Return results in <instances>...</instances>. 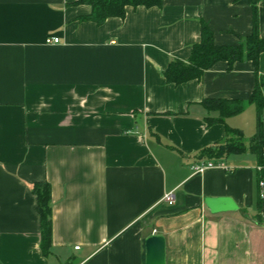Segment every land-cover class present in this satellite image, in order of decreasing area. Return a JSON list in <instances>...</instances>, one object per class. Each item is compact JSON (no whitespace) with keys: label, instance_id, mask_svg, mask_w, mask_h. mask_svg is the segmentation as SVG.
Masks as SVG:
<instances>
[{"label":"crops","instance_id":"1","mask_svg":"<svg viewBox=\"0 0 264 264\" xmlns=\"http://www.w3.org/2000/svg\"><path fill=\"white\" fill-rule=\"evenodd\" d=\"M75 2L0 0V264H144L150 234L165 238L166 264H264L261 152L249 149L257 111L247 103L264 90V53L257 70L242 60L177 86L163 76L187 61L202 21L216 46L239 45L251 0H164L100 25ZM257 32L264 39V0ZM204 100L246 105L208 124L219 113ZM226 127L242 132L243 151L201 157L225 142ZM199 160L230 171L194 174ZM40 182L51 189L46 256L32 192ZM207 197L237 210L211 214Z\"/></svg>","mask_w":264,"mask_h":264},{"label":"trees","instance_id":"2","mask_svg":"<svg viewBox=\"0 0 264 264\" xmlns=\"http://www.w3.org/2000/svg\"><path fill=\"white\" fill-rule=\"evenodd\" d=\"M164 0H76L75 4H86L91 7L88 20L102 24L111 17L124 18L126 7H161ZM259 0H251L252 30L251 34L236 46H216L213 42V33L206 23L201 22L200 40L192 46L191 54L186 62L180 60L171 61L163 72L166 83L180 85L192 80L199 81L205 71L209 70L218 62H225L230 68L235 62L242 60L250 61L255 70L258 67V59L264 53V39L258 37L257 32V3ZM254 104L257 111V128L250 138L249 149L259 156L264 145L263 123L260 117L264 110L263 91L256 86L249 100ZM204 107L208 111L219 113L218 119L207 118L208 124L223 122L225 118L240 113L246 103L229 100H204ZM226 140L216 148H207L201 151V157L222 158L230 154L243 151L242 132L226 127ZM36 197L35 210L40 218V249L44 256L48 255L51 247L52 222H51V189L46 182L36 183L32 187Z\"/></svg>","mask_w":264,"mask_h":264},{"label":"water","instance_id":"3","mask_svg":"<svg viewBox=\"0 0 264 264\" xmlns=\"http://www.w3.org/2000/svg\"><path fill=\"white\" fill-rule=\"evenodd\" d=\"M204 205L211 214L237 210L234 201L227 197H207ZM144 264H166V242L163 236L150 234L145 238Z\"/></svg>","mask_w":264,"mask_h":264},{"label":"built area","instance_id":"4","mask_svg":"<svg viewBox=\"0 0 264 264\" xmlns=\"http://www.w3.org/2000/svg\"><path fill=\"white\" fill-rule=\"evenodd\" d=\"M58 38H48L46 39L45 43L46 44H57L58 43ZM263 95H264V90H263ZM260 121L264 124V114L262 113L260 117ZM222 168L224 171H230L228 167H226L223 163L221 162H216L213 160H199L192 164L191 170L193 171L194 174H201L204 171L212 168ZM255 171L258 174L257 178V198L259 201L264 202V145L261 149V158L260 162L255 166ZM163 201L166 202L168 205L173 204V195L166 194L163 198Z\"/></svg>","mask_w":264,"mask_h":264},{"label":"rangeland","instance_id":"5","mask_svg":"<svg viewBox=\"0 0 264 264\" xmlns=\"http://www.w3.org/2000/svg\"><path fill=\"white\" fill-rule=\"evenodd\" d=\"M263 114H264V110H263ZM263 129H264V125H263Z\"/></svg>","mask_w":264,"mask_h":264}]
</instances>
